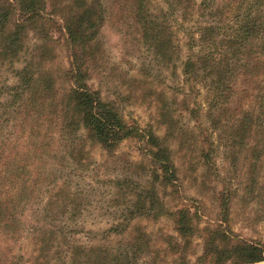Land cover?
<instances>
[{
    "label": "rangeland",
    "instance_id": "obj_1",
    "mask_svg": "<svg viewBox=\"0 0 264 264\" xmlns=\"http://www.w3.org/2000/svg\"><path fill=\"white\" fill-rule=\"evenodd\" d=\"M101 1L102 18L87 51L94 61L85 66L89 85L134 134L112 153L84 128L76 133V147L64 143L55 130L61 122L51 114L59 113L54 104L63 99L68 51L57 28L62 24L53 31V23H39L48 39L29 36L12 66H0L4 90L17 83L13 72L23 66L26 52L39 58L48 51L47 74L56 77L48 92L54 94L47 96L52 102L39 97L38 107L29 100L16 104L9 117L0 110V264H74L70 253L79 252L76 247L121 253L126 264H210L212 245L232 250L243 241L264 248V110L261 133L239 140L250 105L258 99L264 109L262 43L248 40L246 49L258 55H244L230 81L233 93L217 108L204 82L187 81L183 73L188 58L202 56L206 43L220 39L207 34L202 47L201 28L213 23L229 35L253 3L263 22V1L181 0L178 6L176 0H146V11L170 29L173 43L165 59L136 35L130 0ZM46 3L67 11L72 0ZM84 3L97 6L94 0ZM5 99L0 96V103ZM159 150L169 159L170 176L155 159ZM69 194L75 211L67 207ZM124 206L134 217L123 233L108 236L107 229L122 221Z\"/></svg>",
    "mask_w": 264,
    "mask_h": 264
},
{
    "label": "trees",
    "instance_id": "obj_2",
    "mask_svg": "<svg viewBox=\"0 0 264 264\" xmlns=\"http://www.w3.org/2000/svg\"><path fill=\"white\" fill-rule=\"evenodd\" d=\"M130 1L133 6L130 9V17L132 23L137 26L136 35L139 40L141 39L142 44L165 59L173 43L169 26L165 21L157 22V18L146 11V0ZM256 1L264 3V0ZM84 2L85 0H72L71 6L67 11H64L56 5L48 6L46 0H0V66L6 64L12 66L23 52L24 40L29 36H35L37 40H41V43L43 36L46 35L48 39L47 30L40 29L39 23H53L52 28H55L53 31H57L56 24H62L57 28L63 32L65 48L68 51L69 68L66 71L67 82H63L66 85L62 89L63 99L54 104L59 113L51 114L53 117L55 116L56 122H61V124L56 123L55 130H59L64 143L73 148L76 147L74 140L76 133L84 128L104 151L112 153L123 140L131 137L134 131L132 127L125 124L113 104L102 102L99 90L89 85L91 80L89 68L86 69L85 66L93 58L87 51L95 41L96 28L102 18L103 9L101 0H94L97 6L90 5L89 7ZM176 4L182 5L181 0H176ZM257 6L253 3L244 12L240 22L235 25V29L231 28L229 35H223L218 26L213 23H208L201 28L202 34L199 41L202 43V47L205 43L204 36L207 34L219 35L220 39L214 44L206 43L204 48L208 51H202L203 55L199 57L193 55L184 63L183 73L186 75L187 81L198 79L200 82H204L208 92L212 94V100H215L212 108L226 104L228 97L225 94L233 93L230 89V81L238 68L244 65L242 62H246L244 55L253 51L251 49L248 52L245 47L248 40L259 39L262 43V48L260 47L259 50L264 55V21L258 23L255 13L260 9ZM262 7L260 6V8ZM72 12L75 13L73 18L70 16ZM230 23L231 21L227 24ZM253 34L256 36H252ZM40 50L43 52L42 48ZM34 53L26 52L27 58L23 66L13 72L18 78L17 83L11 87H4V90L0 89V96L6 98L4 102L0 103V110H5L8 117L14 114L13 108L16 104L23 105L29 100L31 108L33 105L38 107L37 99L39 97L54 94V90L51 94L48 93L56 83V77L54 79L51 72L47 74L48 51L41 53L39 58ZM255 55L258 54L255 53ZM27 95L29 97H25ZM48 102H52V99L48 98ZM263 110V106L258 107V99L250 105L244 124L239 128L241 142L246 135L253 131L261 133L262 121L260 122V119ZM39 114L41 115V113ZM1 122L0 117V126H2ZM158 152L155 159L162 163V167L166 169L165 173L170 176L169 164H167L169 159L166 152L164 150ZM71 153V158H75L74 153ZM3 155L1 150L0 161ZM66 197L67 207L70 209L71 206V209L75 211L78 207L75 203L76 199L71 194ZM139 206L141 205L138 204V211L144 212L143 207ZM69 209L68 212H70ZM148 210L151 212V209L148 208ZM122 213V221L114 226L111 225L112 227L107 229L105 234L110 236L113 232L119 234L124 232L134 214L130 206L128 208L124 206ZM182 223L183 220L180 219L178 224ZM183 228L181 227L179 230L181 231ZM135 245L136 243H132V249ZM76 248L82 250L80 247ZM80 250L77 253H70L74 264H80L78 262L82 258H84L83 264H126L127 257H123L121 253L115 255L109 250L103 251L94 248L87 252ZM95 259L99 263L94 262ZM208 259L210 264H225V261L238 259L241 260L239 264H264V248L249 245L243 241L239 242L232 250L218 249L216 245H212L208 250Z\"/></svg>",
    "mask_w": 264,
    "mask_h": 264
}]
</instances>
